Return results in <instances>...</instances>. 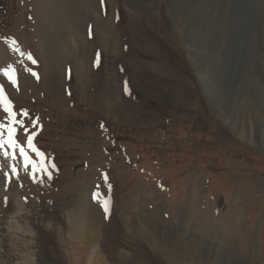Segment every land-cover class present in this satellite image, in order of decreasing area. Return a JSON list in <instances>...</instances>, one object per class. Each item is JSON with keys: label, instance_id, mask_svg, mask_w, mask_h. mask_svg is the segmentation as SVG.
<instances>
[{"label": "rangeland", "instance_id": "1", "mask_svg": "<svg viewBox=\"0 0 264 264\" xmlns=\"http://www.w3.org/2000/svg\"><path fill=\"white\" fill-rule=\"evenodd\" d=\"M192 4L0 0V123L10 102L15 140L47 167L0 148V264H181L179 231L264 264V146L216 113L193 54L210 35L224 49L228 23L211 33ZM249 27L240 93L264 134V10Z\"/></svg>", "mask_w": 264, "mask_h": 264}, {"label": "bare ground", "instance_id": "2", "mask_svg": "<svg viewBox=\"0 0 264 264\" xmlns=\"http://www.w3.org/2000/svg\"><path fill=\"white\" fill-rule=\"evenodd\" d=\"M192 3L193 8L199 11V14L197 13L198 22H204L211 33L220 37L221 24L225 22V18L228 23L229 40L224 49L220 48V40H213L210 35L204 38L210 42V46H205L202 39L193 54L216 113L226 124L236 130L239 136L253 144L260 141L264 146V134L257 125H254L256 119L250 116L249 111L243 105L245 97L240 93V81L243 77L240 56L250 45L249 23L256 18L257 13L264 10V0H192ZM227 5L230 7L228 13ZM210 9L213 10L212 14ZM203 17L205 20L202 21ZM126 224L145 234L149 239L151 238L152 232L149 226L133 222L131 219H128ZM78 230L85 243L94 249L96 230L88 224H83ZM176 235L180 253L177 255H180L181 264H233L229 255H224L220 249L213 248L207 243L199 242L185 231H179ZM95 255L91 264H105L96 252Z\"/></svg>", "mask_w": 264, "mask_h": 264}, {"label": "snow or ice", "instance_id": "3", "mask_svg": "<svg viewBox=\"0 0 264 264\" xmlns=\"http://www.w3.org/2000/svg\"><path fill=\"white\" fill-rule=\"evenodd\" d=\"M7 72H8V70H6V74H7ZM9 78L11 79V77H9ZM13 83H15V81H13ZM0 98H3L2 86H0ZM5 110L9 113V118H10L11 123L7 126L0 123V130H2L5 127H7V130H8L7 139H4L3 132L0 131V148H3L5 143H7L8 146L13 148V149L19 148L20 155L24 157L25 168H27L28 164H32L33 174H35L37 171L47 172L46 165H38V164L34 163L31 160V158L27 155L25 148L23 146H21L14 138L15 133H16V128L13 127L12 125L15 124V125H21L22 126L24 124V121L15 119L16 113L11 110L10 102L5 103ZM22 114L24 116H27L26 111H24ZM33 123L35 124L36 122L33 121ZM24 131H27V129L25 128ZM34 135H35V133L28 136L27 146L38 152V149H36L34 144H33V136ZM5 155H8V153H5ZM39 155L42 156L43 153H39ZM52 167H55V165H52ZM12 172H13V174H16L17 170L15 167L12 168ZM47 174L49 175V177L51 176L50 172H48ZM33 178L35 179V175H33ZM104 210L106 213L109 211V208L107 206V202H105V209Z\"/></svg>", "mask_w": 264, "mask_h": 264}]
</instances>
